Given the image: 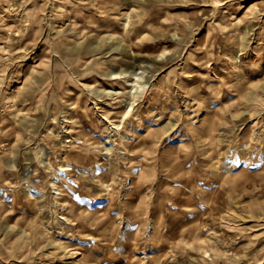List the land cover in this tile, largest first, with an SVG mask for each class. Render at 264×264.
I'll return each instance as SVG.
<instances>
[{
    "label": "rangeland",
    "instance_id": "374dc122",
    "mask_svg": "<svg viewBox=\"0 0 264 264\" xmlns=\"http://www.w3.org/2000/svg\"><path fill=\"white\" fill-rule=\"evenodd\" d=\"M0 264H264V0H0Z\"/></svg>",
    "mask_w": 264,
    "mask_h": 264
},
{
    "label": "bare ground",
    "instance_id": "6f19581e",
    "mask_svg": "<svg viewBox=\"0 0 264 264\" xmlns=\"http://www.w3.org/2000/svg\"><path fill=\"white\" fill-rule=\"evenodd\" d=\"M254 4H255V3H251V5H250V6H254Z\"/></svg>",
    "mask_w": 264,
    "mask_h": 264
}]
</instances>
